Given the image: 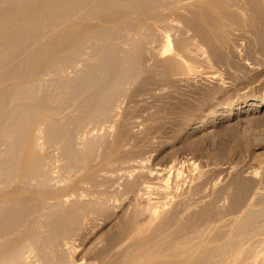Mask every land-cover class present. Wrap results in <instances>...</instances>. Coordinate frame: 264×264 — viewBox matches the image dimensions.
Segmentation results:
<instances>
[{
  "label": "rangeland",
  "instance_id": "374dc122",
  "mask_svg": "<svg viewBox=\"0 0 264 264\" xmlns=\"http://www.w3.org/2000/svg\"><path fill=\"white\" fill-rule=\"evenodd\" d=\"M118 2L107 7L108 10H100L93 17L86 18L84 13H88L92 7L95 9V4L90 2L81 16L74 20L59 19L60 24L57 22L54 30L46 28L45 33L54 35L50 38L48 35V41L45 38L47 34H44L43 39H37L36 42L46 44L42 43L45 45L39 49V55L31 64L27 59L34 52L33 42L31 47L29 44L25 47L30 53H25V49L22 52L19 50L10 54V60L13 59L14 63L6 60L15 66L25 57L28 63L25 74L29 75L24 76L19 84L18 80L2 83L0 79V93L14 86L24 89L31 82L32 87L39 85L34 89L36 92L33 88L29 89L31 85L24 91L28 88L30 92L33 91L32 95L36 93V97H31L33 101L37 99L35 104H42L40 107L34 108V102L29 101L30 93H20L22 89L19 87V91L16 90L20 101L15 98L20 104L14 99L16 107L23 105V116H27L28 111L34 108L39 120H34L37 116L33 110L30 111L33 117L29 113L27 117L16 115L20 120L15 118L19 121L24 119L26 123L30 120L25 125L32 124L30 128H33L26 126L29 128L26 131L30 130L31 134L36 131L35 135L39 132L37 136L32 134L34 137L28 132L30 142L27 140L29 144L23 150L28 156L30 149L27 148L38 137V140H34L40 145L37 152L43 159L47 157L43 168L48 172L42 171L44 176L40 175L41 179L39 175L36 178L33 174H21L26 178L23 177L22 181L20 175V184L16 182L10 188L8 186V192L5 188L0 190L8 194L0 197L1 203L7 202L4 205L0 203L3 206H0V212H3L4 206L9 207L7 211L5 207L6 212L0 214V225L4 224L0 226V231L2 233L3 226L4 229L10 226L8 228L13 232L16 230V233L8 232L4 236V229V233H0L3 239L0 237V247L6 245L3 246L4 251L0 248V255L18 249L25 239L31 235L36 237V232L42 231L48 234L45 239L49 240L45 241L43 251L51 247L46 251L47 254L51 252V257L45 251L46 255H43L51 258V261L54 258L55 264L64 261L63 258L66 262L59 264H217V235H225V241H229L233 236L228 235L226 229L232 227L238 218L235 225L243 236L246 229L251 228L255 217L264 213V0ZM127 37L131 41L133 38L138 40V46L133 41L136 42L135 50L131 48L132 42ZM104 40L114 43V46L116 44L114 48L127 40L124 41L127 44L123 45L124 55L120 50L124 48L122 44L116 49L119 51L117 53L112 49L113 44L111 47L107 42L104 46ZM116 41H120L119 44ZM166 42H170L171 52L163 55ZM100 45L106 50L110 46L109 49L113 51L108 49L104 52ZM126 46H130L127 48L130 53L126 52L129 51ZM20 52L28 58L26 55L21 58ZM127 53L132 60L125 57ZM14 54L21 59L16 60ZM124 60L128 61L124 63ZM53 65L54 70L51 69ZM2 67L0 74L7 71V68L3 71ZM40 70H44V73L41 74ZM43 74H46V78ZM56 74H63L62 78L71 81L63 82L67 83V89L75 88L72 93L64 91L65 84L61 81L64 79L58 81L59 76ZM24 78H27V83L22 85L20 82H24ZM56 81L57 85L62 86L52 88ZM113 81L116 84L122 82L123 87L113 83V95L115 89L122 92H117L116 97L110 94V100V90L106 95L103 92ZM82 82L86 85L84 88ZM85 97L89 101L93 98V102L89 103ZM105 97H108L107 103ZM8 100L7 103L14 101ZM97 102L98 106L103 105L102 108L104 103L107 104L106 109L103 108L104 111L99 107V113L95 114L103 119L99 117V122L93 117L95 123L91 124L86 119L91 116V111H95V107L90 105H96ZM10 104L8 108L14 111L15 105ZM84 106L88 108L86 113ZM88 106L93 109L90 110ZM111 106L113 110L109 108ZM8 108H5V112L11 113ZM54 108L57 110L54 111ZM97 108L96 105V111ZM109 109L111 112L107 113ZM100 110L106 114L101 115L103 113L100 114ZM24 112L28 113L25 115ZM88 113V117H84ZM82 115L84 118L81 122L86 118L87 126L81 127L87 129H83L87 134L91 130L89 136L86 133L84 137L80 136L84 133L82 131L81 134L80 127V134L73 137L70 135L73 131L69 128L76 130L75 122L80 123ZM56 119L61 125L67 121L64 126L66 130L63 126L58 129L60 124ZM44 121L49 124V128H46ZM53 121L57 124H53ZM30 122L36 124V128ZM41 124H45L44 131L52 125L60 132L55 128L54 131L50 129L51 133L58 134L53 133L52 136L50 130L43 134ZM63 130L68 131L67 134L71 132L69 135L72 138L68 137L70 140L76 137L74 142L71 140L74 145L70 144L66 133L62 135ZM74 132H78V127ZM88 137L90 139L87 141ZM9 141L11 143L12 138ZM65 142L70 144L72 151L69 144L64 146ZM22 146L18 151L20 163L27 160ZM72 152H76L75 157L81 156L80 162L77 161L78 157L75 158L76 164L79 163L75 174L68 170L70 164H75ZM7 154L6 158L10 159L12 152L10 154L8 151ZM68 160H72V163ZM43 178L48 182L51 179L50 183L46 184ZM53 204L58 207L52 209ZM48 209L55 211L51 214ZM42 223L49 225L48 231ZM220 230L231 236L230 239ZM239 239H236V243ZM237 251L238 246L234 252ZM27 255L30 260L35 257L31 253ZM47 257L44 263L54 264ZM66 257L68 260L72 257L71 261H67Z\"/></svg>",
  "mask_w": 264,
  "mask_h": 264
},
{
  "label": "bare ground",
  "instance_id": "6f19581e",
  "mask_svg": "<svg viewBox=\"0 0 264 264\" xmlns=\"http://www.w3.org/2000/svg\"><path fill=\"white\" fill-rule=\"evenodd\" d=\"M118 1H120V0H0V67H5L4 69H3V67L1 68L3 71L4 70H6V68H7V71H5L4 72V74H0L1 76H0V79H1V81H2V83H3V81L6 83V82H10L11 80H18V84H19V81H21V79H23V77L24 76H26V75H29V74H25L26 73V70L28 69V67L26 68V63H27V61H28V63H30L31 61H34V60H36L35 59V57L37 56V55H39V49H41V47L42 46H44L46 43L45 42H41V41H39V42H41V43H39V42H36V41H38L39 39L41 40V38L43 39V37H44V34H47V36L45 35V38L46 37H48V35H49V38H50V36L51 35H54V34H48L47 32L45 33L44 31H45V29L47 28V29H52L53 28V30L55 29V26H56V24L58 25V23L57 22H59V24H60V21H59V19L61 20L62 18H66V19H75V18H77V16H81L82 14H83V10H86V7H88V5H89V3L91 2V4H92V2H93V4H95L94 6H95V9H90V11L88 12V13H84V14H86V18L88 17V16H92V15H96V14H98V11H100V10H103V9H106L107 7L109 8V6L111 7V5L112 6H114V3H116L117 4V2ZM124 1V0H123ZM121 4V2H118V4ZM123 3V2H122ZM173 3V2H172ZM90 4V5H91ZM92 4V5H93ZM171 7V6H170ZM106 10H108V9H106ZM87 11H88V9H87ZM84 17V19H86L85 18V15L83 16ZM89 17V18H90ZM93 17V16H92ZM57 20V21H56ZM66 21V20H65ZM64 21V22H65ZM164 21V20H163ZM63 22V21H62ZM161 22V21H160ZM162 27V26H161ZM61 28V27H60ZM60 28H58V29H60ZM58 29H56V30H58ZM47 31V30H46ZM128 31V30H127ZM127 31H126V36H127ZM53 31H50V33H52ZM137 32V31H136ZM119 33H121V32H119ZM129 33V32H128ZM131 34H133V33H131ZM136 34V33H135ZM140 34V33H139ZM141 34H143V33H141ZM121 36H123L122 34H121ZM125 36V35H124ZM136 36H138L137 34H136ZM95 37H96V35H95ZM119 37V36H118ZM129 37V36H128ZM128 37H127V39H128ZM135 37V36H134ZM52 38V37H51ZM88 38V37H87ZM121 38V42H122V37H120ZM119 38V39H120ZM133 38V37H132ZM38 39V40H37ZM105 39V38H104ZM118 38H117V40H119ZM124 39V38H123ZM125 39H126V37H125ZM131 38H129L128 40H130ZM141 38H139V40H140ZM170 39V38H169ZM169 39H166V40H169ZM48 40H50V39H48ZM47 40V38H46V41H48ZM88 40H90V38L88 39ZM114 40V39H113ZM93 41V40H92ZM95 41V40H94ZM101 41V40H100ZM99 41V42H100ZM105 41V40H104ZM103 41V42H104ZM110 41V40H109ZM125 42L127 41V40H124ZM123 41V44L122 43H120V46H121V44H122V46L124 45L125 46V44H127V43H125ZM133 41H136L134 38L132 39V41L130 40L129 42H132V46H131V44H130V46H131V48H133L134 50H135V45H134V43H136L137 42V45L136 46H138V40L136 41V42H134L133 43ZM170 41V40H169ZM35 43L33 46H32V44L33 43ZM86 42V41H85ZM88 42V41H87ZM97 42V41H96ZM108 41H105V45H104V43H103V45L104 46H106V43H107ZM116 42H118V41H116ZM115 42V43H116ZM120 42V41H119ZM119 42H118V44H119ZM142 42V41H141ZM31 43V44H30ZM42 43H45V44H42ZM98 43V42H97ZM96 43V44H97ZM110 42H108V44H109ZM28 44H29V47H34L33 48V50H34V52H32V54H30V58L29 59H27V61H25L26 60V58L24 57V55H26V54H24V55H22L21 54V52L25 49V47H28ZM42 44V45H41ZM90 44V43H89ZM101 44V43H100ZM112 44H113V47H112ZM110 43L109 45H111V47H112V49L116 46V44H115V46H114V43ZM117 44V45H118ZM165 44V43H164ZM84 45H86V43L84 44ZM103 45H100V47H103ZM134 45V46H133ZM83 46V45H82ZM81 46V47H82ZM99 46V45H98ZM120 46L118 45L116 48H114L113 50H116V49H119L120 48ZM121 46V47H122ZM123 46V47H124ZM128 46V45H127ZM126 46V49L127 48H129V47H127ZM165 46V45H164ZM84 47V46H83ZM95 47H96V45H95ZM109 48H110V46H108ZM43 48V47H42ZM90 48V47H89ZM97 48H99V47H97ZM106 48V47H105ZM108 48V49H109ZM27 49V48H26ZM25 49V53H27V52H29V51H27ZM29 49V48H28ZM82 49V48H81ZM103 49H104V47H103ZM108 49L106 50V49H104L105 51L104 52H107L108 51ZM111 49V50H112ZM123 49H125V47L124 48H120V50H122V52H123ZM164 49V51H163V55H166L167 53H169V52H171V45H170V42H166V47L165 48H163ZM19 50H21V52H20V54L22 55H20L21 56V58H23L24 57V59L25 60H23L22 59V61H18L19 63L18 64H15V66H14V64L13 65H11V64H9L8 62H6V60L7 59H9L10 60V54H12V53H14V52H16V51H18L19 52ZM32 50V51H33ZM96 50V49H95ZM99 50V49H98ZM100 50H102V48H100ZM110 50V49H109ZM110 50V51H111ZM112 50V51H113ZM127 50H129V49H127ZM27 51V52H26ZM43 51V50H42ZM41 51V52H42ZM85 51V50H84ZM109 51V52H110ZM31 52V51H30ZM29 52V53H30ZM76 52V51H75ZM82 52V51H81ZM99 53H100V51H98ZM97 52V53H98ZM115 52H117V50L115 51ZM119 52V51H118ZM117 52V53H118ZM126 52H131L130 50L129 51H126ZM77 53V52H76ZM103 53V52H102ZM111 54L113 53V52H110ZM109 53V54H110ZM116 53V54H117ZM129 53H127L126 55L127 56H125V57H127V59L128 60H132V58L130 59V58H128V56H131V55H129ZM16 54V53H15ZM15 54H14V56H15ZM75 54V53H74ZM105 54V53H104ZM106 54H108V53H106ZM105 54V55H106ZM119 54H121V53H119ZM131 54H133V53H131ZM161 54H162V52H161ZM104 55V56H105ZM118 55V54H117ZM123 55H124V52H123ZM122 55V56H123ZM13 56V57H14ZM62 56V55H61ZM64 56V55H63ZM94 56H95V54H94ZM108 56V55H107ZM110 56V55H109ZM12 57V58H13ZM26 57H27V55H26ZM97 57V56H96ZM15 59L17 58L16 56L14 57ZM18 58L19 59H21L20 57H19V55H18ZM17 58V59H18ZM28 58V57H27ZM37 58V57H36ZM59 58V57H58ZM62 58V57H61ZM68 58V57H67ZM5 59V60H4ZM14 59V60H15ZM16 59V60H17ZM31 59V60H30ZM60 59V58H59ZM123 59H125L124 57H123ZM9 60H7V61H9ZM13 60V59H12ZM12 60H10L9 62H13ZM15 60V61H16ZM30 60V61H29ZM38 60V59H37ZM54 60V59H53ZM56 60V59H55ZM68 60H71V59H68ZM107 60H108V57H107ZM128 60H126V61H128ZM121 61H122V59L119 61L120 63H121ZM125 61V60H124ZM126 61L124 62V63H126ZM17 62V61H16ZM15 62V63H16ZM36 62V61H35ZM68 62V61H67ZM108 62V61H107ZM14 63V62H13ZM27 63V64H28ZM52 63H53V61H52ZM6 64V65H5ZM31 64V63H30ZM29 64V65H30ZM51 64V63H50ZM54 64H56V63H54ZM57 64H59V62H57ZM61 65H62V63H60ZM66 64V63H65ZM107 64V63H106ZM128 64V63H127ZM5 65V66H4ZM35 65V64H34ZM68 65H69V63H68ZM113 65V64H112ZM126 65V64H125ZM132 65V64H131ZM36 66V65H35ZM59 65H56L55 67H58ZM31 67V66H30ZM32 67H34L33 66V64H32ZM39 67V66H38ZM48 67V66H47ZM89 67V66H88ZM87 67V68H88ZM123 67H125V66H123ZM128 66H126V68H127ZM46 68V67H45ZM51 68V67H50ZM49 68V69H50ZM61 68V67H60ZM30 69V68H29ZM46 69H48V68H46ZM52 70H54V65H53V68H51ZM62 69H63V67H62ZM31 70V69H30ZM33 70H35V69H33ZM42 70V69H41ZM40 70V72H41V74H42V72L44 71H41ZM90 70V69H89ZM1 71V70H0ZM2 71V72H3ZM37 71V70H36ZM59 71H62V70H60L59 69ZM63 71H64V69H63ZM88 71V70H87ZM47 72V71H46ZM57 71H55V73H56ZM122 72V71H121ZM127 72V71H126ZM1 73V72H0ZM29 73V72H28ZM44 73V72H43ZM48 73V72H47ZM46 73V74H47ZM50 73V72H49ZM55 73H54V75H55ZM60 73H63V72H60ZM59 73V74H60ZM89 73H90V71H89ZM31 74V73H30ZM34 74V73H33ZM32 74V75H33ZM46 74H43L44 76H45V78H46ZM57 75V76H59V79H58V81H60L61 79H64V80H61L62 82L63 81H66V82H68V83H70L71 81H68L69 79H67V80H65V78H62V76L64 77V75L62 74L61 76L60 75ZM65 74V73H64ZM119 74H121V73H119ZM123 74H124V72H123ZM128 74V73H127ZM131 74V73H130ZM136 74V73H135ZM94 75V74H93ZM36 76H39V74L38 75H36ZM68 76V75H67ZM90 76H92V73H91V75ZM121 76V75H120ZM125 76V75H124ZM128 76H129V74H128ZM131 76V75H130ZM134 76V75H133ZM35 77V76H34ZM52 77V76H51ZM89 77V76H88ZM117 77H118V75H117ZM116 77V78H117ZM127 77V76H126ZM37 78V77H36ZM68 78V77H67ZM82 78H83V76H82ZM82 78H81V81H82ZM85 78V77H84ZM83 78V79H84ZM86 78H87V76H86ZM90 78V77H89ZM96 78V77H95ZM119 78V77H118ZM124 78V77H123ZM129 78V77H128ZM25 79V78H24ZM35 79V78H34ZM37 79H39V80H41V79H43V77L40 79V78H37ZM76 79V78H75ZM75 79H74V81H75ZM27 80V78L24 80V82L22 81V82H20V83H22V85H23V83H24V85L27 83V82H25ZM38 80V81H39ZM48 80V79H47ZM50 80V79H49ZM51 80H54V79H51ZM50 80V81H51ZM70 80H72V79H70ZM124 80V79H123ZM122 80V81H123ZM125 80H126V78H125ZM128 80V79H127ZM29 81V80H28ZM32 81H36V80H32ZM38 81H36V82H38ZM49 81V82H50ZM58 81H56L55 83V85L54 84H52L54 87H52V88H56L57 86H60L61 84L60 83H62V82H59V84L60 85H57L58 84ZM73 81V82H74ZM77 81H79V79L77 80ZM85 81H87V84H88V80L86 79ZM90 81V80H89ZM92 81V80H91ZM90 81V82H91ZM95 81V80H94ZM97 81V80H96ZM116 82H117V79L115 80ZM118 81H119V79H118ZM14 82V81H13ZM12 82V83H13ZM15 82H17V81H15ZM14 82V83H15ZM31 81H29V83H30ZM35 82V83H36ZM40 83H41V81H39ZM73 82H72V84H73ZM50 83H53V82H50ZM49 83V85H51ZM94 83V82H93ZM113 83H115L114 81L112 82V84L110 83V86H106V91H105V87L103 88L104 89V92H103V94L104 95H106V94H108L109 93V90H110V93H109V98L111 97L110 96V94H112L113 95V91H112V89L111 88H115V86L113 87ZM119 83V82H118ZM118 83L116 84V86L118 85ZM122 82H120L119 83V87H120V85H121V87H123L122 86V84H121ZM124 83H125V81H124ZM8 84V83H7ZM17 84V85H18ZM32 84V82L28 85V86H30ZM63 84H65L64 82H63ZM126 84V83H125ZM10 85V84H9ZM15 85V84H14ZM21 85V84H20ZM51 85V86H52ZM66 85H67V83L65 84V88H66ZM70 85V84H69ZM81 85H83V88L86 86V85H84L83 84V82L81 83ZM111 85H112V87H111ZM1 86H2V84H1ZM0 86V87H1ZM4 86V85H3ZM28 86H24V89L26 88V87H28ZM35 86V85H34ZM32 87V85L29 87V89L31 88H33L32 90L33 91H35L34 89L36 88H38V86L39 85H36L37 87ZM62 86V85H61ZM64 86V85H63ZM68 86V85H67ZM80 86V85H79ZM12 87V86H11ZM14 87H16V86H14ZM14 87H12V88H8V89H4V91H1V93H0V190L1 189H7L6 191L8 192V191H10L8 188H10V185H12L13 183H16V182H19V184H20V180H22L23 181V177H25L26 178V176H24L25 174H29V175H31V174H33V176H35L36 175V178H37V176L39 177V179H41L40 178V175H42L41 173H42V171H44V173H46L47 174V172H45V168H43L45 165H43L44 164V159H46L47 157H45L44 159H43V156L41 157V156H39V154H40V152L38 153L37 152V149L39 148V142L37 143L36 141H34L36 138H37V140H38V137H36L32 142H31V144L29 145L30 146V148H27V149H30V152H29V155L28 156H26L25 155V151L23 150V148H25L26 147V145H27V143L29 144V142H30V139L28 140V138L29 137H31V136H29L28 134L30 133L31 134V132H30V130L29 131H26V126L27 125H25V123H26V121L24 120H21V121H19L20 119H19V115L22 117L23 115H22V112H21V110L23 111H25V109H22L23 108V105L22 106H20L19 105V107H16V103H14L15 102V100H16V98L15 97H17V100H19L20 101V98L18 99V96H19V92L20 93H22V92H24V94H27V93H30L29 95H30V97L32 96H34V97H36V91L34 92L35 93V95L33 94L32 95V90H31V92L28 90V88H27V91H29V92H27L26 90V92L24 91V89H23V87L22 88H20L19 86V88H20V90L21 91H19V89H18V87H16L15 89H14ZM81 87V86H80ZM119 87H118V89H119ZM42 88V87H41ZM48 88V87H47ZM58 88V87H57ZM60 88V87H59ZM62 88V90L63 89H65L64 87H61ZM60 88V89H61ZM108 88V89H107ZM10 89H12V90H10ZM16 89H18V91L16 90ZM70 88H66V90H64V91H68ZM73 89H75V88H73ZM72 87H71V90H69V92L71 91V93H72ZM77 89V88H76ZM86 89V88H85ZM85 89H83V91L85 90ZM123 89V88H122ZM121 89V90H122ZM3 90V89H2ZM43 90V89H42ZM82 90V89H81ZM116 90V93L113 95L114 97H116L117 95V92L119 93V92H122V91H117V89H115ZM61 91V90H60ZM86 91V90H85ZM112 91V92H111ZM75 92V91H74ZM77 92H79V91H77ZM38 93V92H37ZM68 93V92H67ZM80 93V92H79ZM78 93V94H79ZM84 92H82V94H83ZM17 94V95H16ZM64 94H65V92H64ZM101 94V93H100ZM103 94H101V96L102 97H104L103 96ZM16 95V96H15ZM22 95V94H21ZM28 95V94H27ZM67 95V94H66ZM69 95H71L70 93H69ZM73 95V94H72ZM75 95V94H74ZM81 96H83V95H81ZM112 96V97H113ZM14 97V98H13ZM23 97H25L24 95H23ZM22 97V98H23ZM29 96H26V98H28ZM31 97V99L29 100V101H31L33 98ZM92 97V96H91ZM90 96H89V98H91ZM108 97H105L106 99V101L105 100H103L102 99V101H105V103H107L108 101ZM114 97H113V99H114ZM13 98V99H12ZM21 98V99H22ZM89 98H86L85 97V99H87L88 100V102L90 103V101H92V99H90V101H89ZM98 98V97H97ZM96 98V99H97ZM8 99H10L11 101L12 100H14V101H12V102H10L11 104L12 103H14L13 105H15V110L14 111H10V108H8V106H9V102L7 103V101H9ZM35 99L36 98H34V101H35ZM113 99H112V101H113ZM116 99V98H115ZM17 100H16V102H17ZM25 99H23V101H24ZM27 101H28V99H26ZM37 100V99H36ZM94 100H95V98H94ZM98 100H99V98H98ZM110 100H111V98H110ZM33 100L31 101V102H34ZM45 101V100H44ZM102 101H98L99 103L100 102H102ZM111 101V103H113ZM115 101V100H114ZM22 102V101H21ZM55 102H56V100H55ZM84 102V101H83ZM93 102V101H92ZM98 102L96 103V105H97V111H96V105H90V107L92 106V107H95V111L93 112V111H91L90 113H91V116H89L88 117V115H89V113L87 114V116H85L86 114H84V117H88L86 120H87V122H89V123H95V120H93V117L96 119H98L99 117H100V119H101V116H96L99 112H98V109H100L99 107H101L102 108V106L103 105H101L100 104V106H98ZM6 103L8 104L7 105V107L5 106L6 105ZM17 103H19V102H17ZM85 103V102H84ZM104 103V105L106 106L107 104H105ZM115 103H116V101H115ZM10 104V106H13V105H11ZM20 104V103H19ZM34 104H35V102H34ZM34 104H31V105H34ZM47 104V103H46ZM50 104V103H49ZM93 104V103H92ZM30 105V106H31ZM36 105V107H34V108H38V107H40L39 105H42V104H35ZM38 105V106H37ZM48 105V104H47ZM87 105V104H86ZM110 105H112V104H110ZM109 104H108V106H110ZM46 105H44V107H45ZM49 106V105H48ZM47 106V107H48ZM105 106L103 107L104 109H106L105 108ZM26 107V106H25ZM47 107L45 108L46 110H47ZM51 107V106H50ZM59 109L61 110V108H62V106H61V104L59 105ZM82 107V106H81ZM87 106H84V113H86V109H87V111H88V108H86ZM89 107V106H88ZM90 107H89V109H90ZM5 108H8V110L11 112V113H9V112H5ZM14 107H12V109H13ZM21 108V109H20ZM31 108H32V106H31ZM31 108H29V109H31ZM32 109L33 110V112L35 111V109ZM42 108V107H41ZM41 108H39V109H41ZM58 108V107H57ZM83 108V107H82ZM101 109V110H104V109ZM110 109L111 108H113L112 106L111 107H109ZM18 109H20V110H18ZM27 109H28V107H27ZM26 109V110H27ZM28 109V110H29ZM55 109V110H54ZM53 110L54 111H56L57 109L56 108H54ZM58 109V110H59ZM93 109V108H92ZM92 109H90V110H92ZM109 109V112L107 111L108 110V107H107V113H110L111 112V110H113V109H111L110 110ZM27 110V111H28ZM32 110H29L28 112L30 113V111L32 112ZM37 110V109H36ZM42 110H44L43 108H42ZM45 110V111H46ZM50 110H51V108H50ZM100 110V114L101 113H103V114H101V115H105L106 114V112H102ZM7 111V110H6ZM41 111V110H40ZM105 111V110H104ZM28 112H24L25 113V115L28 113ZM36 112L37 111H35L34 112V115L36 114ZM97 112V114H95ZM28 113V114H29ZM38 113H40L39 111H38ZM60 113V112H59ZM59 113H57L58 114V116H59ZM105 113V114H104ZM2 114V115H1ZM28 114H27V116H28ZM30 114H32V113H30ZM29 114V115H30ZM54 114H55V116H56V113L54 112ZM82 114H83V112H82ZM99 114V115H100ZM16 115H18V116H16ZM39 115V117H41V115L40 114H38ZM43 115V114H42ZM48 115V114H47ZM93 115H95V116H93ZM27 116H23V117H27ZM35 116H37V114L35 115ZM34 116V117H35ZM15 117H17L18 119L16 120V118ZM20 117V118H21ZM31 117H33V114H32V116ZM83 117V115H82V117L80 118V123L79 122H75L76 124H78V132H79V128L82 126V127H86L87 126V122H86V120L84 119L82 122H81V120H82V118H84ZM105 117H107V116H105ZM38 118V116L37 117H35V119L34 120H36ZM47 118V117H46ZM72 118V117H71ZM76 118V117H75ZM74 118V119H75ZM26 119V118H25ZM29 119H30V116H29ZM48 119V118H47ZM53 119V118H52ZM55 119V118H54ZM73 119V118H72ZM90 119V120H89ZM97 119H96V121H97ZM100 119H98L99 120V122H101L100 121ZM102 119H103V117H102ZM101 119V120H102ZM32 120V119H31ZM38 120H39V118H38ZM50 120V119H49ZM57 120V119H56ZM55 120V121H56ZM89 120V121H88ZM92 120V121H91ZM30 121V120H29ZM28 121V122H29ZM33 121V120H32ZM41 121V120H40ZM47 121V120H46ZM71 121V120H70ZM24 124H23V123ZM27 122V123H28ZM33 122H37V121H33ZM33 122H30V123H33ZM39 122V121H38ZM42 122V121H41ZM45 122V121H44ZM48 123L50 122V121H47ZM56 122H59V120H57ZM67 122V121H66ZM65 122V123H66ZM86 122V123H85ZM26 123V124H27ZM51 124H52V122H50ZM49 123V124H50ZM55 122L53 121V124H54ZM64 123V122H63ZM65 123H64V125H61L62 123L61 122H59L58 124H60V125H58L59 127H58V129L60 128V126H61V128L60 129H62V126H63V128L65 129ZM88 123V124H89ZM93 123V124H94ZM40 124V123H39ZM45 124H47L46 122H45ZM45 124H43V125H45ZM49 124H47V126H46V128L48 127L49 128ZM55 124H57V123H55ZM76 124L74 125V129H76L77 130V127H76ZM36 124H34L33 123V126H34V128H36V126H35ZM43 125L41 124L40 126L41 127H43ZM83 125H86V126H83ZM29 126V128H30V126H32V124L31 125H28ZM27 126V127H28ZM39 126V127H40ZM51 127H52V125H50ZM54 126V125H53ZM66 126H67V124H66ZM40 127V128H41ZM50 127V129L51 130H53V129H55L56 127L54 126V127H52L51 128ZM69 127V126H68ZM81 127V130H80V132H81V134H82V131L84 132L82 135H80V136H83L85 133H86V131H87V129H84V128H82ZM89 127V126H88ZM87 127V128H88ZM28 128V129H29ZM31 128H33V127H31ZM30 128V129H31ZM46 128H45V131H46ZM27 129V130H28ZM38 129V128H37ZM42 129V128H41ZM50 129H48L47 131H49ZM57 129V128H56ZM56 130L57 132L59 131V130ZM70 129V131H76V130H71L72 128H69ZM86 130V131H84V130ZM35 129H33L32 131H34ZM50 130V133L49 134H52V136H54L53 135V133H57V132H53V133H51L52 131ZM66 130V129H65ZM40 131V130H39ZM44 127H43V134H44ZM46 131V132H47ZM54 131V130H53ZM69 131V132H70ZM91 130H89V132H90ZM29 132V133H28ZM41 132H42V130H41ZM60 132V131H59ZM63 132H64V134H62V135H65V133L67 134V132H65L64 130H63ZM62 132V133H63ZM72 132V133H73ZM76 133V132H74V134H72L71 132V134L70 135H72L73 137H74V135L77 137L78 135L77 134H80V132L79 133ZM89 132H88V136H89ZM34 133H36V131L34 132ZM33 132H32V134L34 135V136H37L38 134H39V132H38V134L37 135H35ZM31 134V135H32ZM48 134V133H47ZM48 134V135H49ZM58 134V133H57ZM69 134H67L68 136H66L67 138L70 136ZM91 134V133H90ZM32 135V136H33ZM56 135V134H55ZM87 135H86V137H87ZM29 136V137H28ZM33 136V137H34ZM51 136V135H50ZM58 136V135H57ZM65 136H63L62 138H64ZM76 137L75 138H73V139H75L76 140ZM84 137V136H83ZM11 138H12V140L13 141H11V143H10V141L9 140H11ZM55 138H56V136H55ZM58 138H60L59 136H58ZM70 138H72L71 136H70ZM54 139V138H53ZM73 139H71L72 141H73ZM81 139V138H80ZM88 139H90L89 137L87 138V141H88ZM27 140L29 141V142H27ZM42 140V139H41ZM52 140V139H51ZM62 140V139H61ZM68 140H69V142L71 141L69 138H68ZM82 140V139H81ZM84 140V139H83ZM53 141V140H52ZM72 141L70 142V144L72 143ZM85 141V140H84ZM25 142H26V144H25ZM66 142H68V141H66ZM65 142V143H66ZM74 142V141H73ZM78 142V141H77ZM42 143V142H41ZM76 143V142H75ZM83 143V142H82ZM85 143H87V142H85ZM84 143V144H85ZM67 144H69V143H66V145H64V146H67ZM70 144L68 145V147L70 148L71 146H70ZM22 145H25L24 147L22 146ZM71 145H74V144H71ZM10 147V149L9 150H7L8 148ZM22 146V150H23V152H24V156H26L27 158V160H24V162H25V164L23 165V161L20 163V161H21V157H19V149H20V147ZM5 148V150H4V148ZM80 147H81V144H80ZM42 148V147H41ZM69 148H67L66 147V150L67 149H69ZM44 149V148H43ZM39 150H41V149H39ZM64 150H65V148H64ZM73 150V148L71 147V151ZM8 151H10V154H11V152H12V157L10 158V159H7L6 158V156L7 155H9V154H7V152ZM69 152H70V149L68 150ZM67 152V151H66ZM69 152L67 153L68 155H69ZM78 152V151H77ZM22 153V152H21ZM65 153V152H64ZM73 153V152H72ZM23 154V153H22ZM74 154V153H73ZM41 155V154H40ZM72 155V154H71ZM75 155H77L76 154V152H75V154H74V156L72 157V158H74V162H75V164H73L72 166H71V164H70V169L68 168V170H70V172L71 173H74V171L76 170V168H78V166H76V165H78V164H76L77 163V161H79L80 162V158L79 157H81V156H76L75 157ZM80 155V154H79ZM8 157V156H7ZM69 158H70V156H68ZM67 157V158H68ZM77 157L79 158V160L77 159ZM25 158V157H24ZM66 158V159H67ZM68 158V159H69ZM75 158L77 159V161L75 160ZM46 161V160H45ZM70 160H68V162H69ZM71 163H72V160L70 161ZM73 162V163H74ZM68 164V163H67ZM44 169V170H43ZM66 169H67V165H66ZM67 172H69V171H67ZM69 172V173H70ZM76 173V172H75ZM74 173V174H75ZM21 174H24L23 176L21 175ZM49 174V173H48ZM21 175V176H20ZM20 176V177H19ZM42 176H44V174L42 175ZM47 176V175H46ZM18 177H19V179L20 180H18ZM29 177V176H28ZM27 177V178H28ZM25 178H24V180H25ZM47 179H48V176L46 177ZM46 178H43L45 181H46V184H47V179ZM32 179V178H31ZM38 179V180H39ZM43 179H42V182H43ZM28 180H29V178H28ZM27 180V181H28ZM36 180V179H35ZM51 180V179H50ZM50 180H49V182H48V184L50 183ZM35 182V181H34ZM38 183V182H37ZM45 184V183H44ZM45 184V185H46ZM9 186V187H8ZM8 187V188H7ZM13 188V187H12ZM3 191V190H2ZM2 191H0L1 193V195H0V197L3 195V194H7V192H5V193H2ZM11 191H12V189H11ZM8 195V194H7ZM6 195V196H7ZM5 196V195H4ZM3 198V197H2ZM4 199V198H3ZM7 200V199H6ZM62 200V199H61ZM56 201V199L54 200V202ZM60 201V200H59ZM65 201V200H64ZM58 202V201H57ZM1 203V202H0ZM3 203V205H4V203H6L7 204V202L5 201V202H2ZM1 203V204H2ZM0 204V206L1 207H3L2 205ZM8 204H11V203H9L8 202ZM54 205V204H53ZM52 205V206H53ZM52 206H51V208H52ZM54 206H56V207H54ZM53 206V208L52 209H56L58 206L55 204ZM5 207H7V206H4V209H5ZM9 207H7L6 208V211H7V209H8ZM48 208V207H47ZM3 209V212L5 213L6 211ZM52 209H48V211L49 210H51V211H49L50 213L52 212ZM1 210V209H0ZM55 211V210H54ZM53 211V212H54ZM3 212H0V214L1 213H3ZM52 212V213H53ZM51 213V214H52ZM154 213V212H153ZM51 214H50V216H51ZM263 214V215H262ZM3 215V214H2ZM260 215H262V216H259V217H255V219H254V221H253V223H252V226H251V228L250 229H246V232H244V234H243V236H241V233H240V230H239V228H237V226L235 225V223L237 222V219H236V222L234 223V224H232V227L230 228L229 226H228V228L226 229L227 231L226 232H228L227 234L229 235H232L233 237H231V239H230V237L225 233V232H223L224 230H220L221 231V233L223 232V233H225L227 236V238L229 237V241H225V235H217V236H219L218 237V251H217V256H218V263L217 264H264V213H261ZM4 216H6V215H4ZM41 217V216H40ZM4 218V217H3ZM48 218H49V216H48ZM47 218V220H49ZM41 220V219H40ZM40 220H38V221H40ZM43 220V219H42ZM45 220H46V217H45ZM38 221H36V222H38ZM6 223V222H5ZM40 223H41V221H40ZM45 223V222H44ZM47 223H49V221L47 222ZM3 224V223H2ZM1 224V225H2ZM7 224V223H6ZM5 224V225H6ZM38 224V223H37ZM43 224V223H42ZM46 224V223H45ZM45 224H43V227L45 228L46 227V231H48L47 230V226H49V225H45ZM0 225V226H1ZM4 225V224H3ZM233 225L236 227V228H234L233 227ZM6 226H8V225H6ZM9 228H10V226H8ZM5 228L4 229V226L1 228L2 229V233H1V231H0V233L1 234H3L4 232H3V229H4V231H5V233L3 234V236L6 234V233H14L13 231H11L9 228ZM37 227H39V225L37 226ZM40 228V227H39ZM43 228V229H44ZM21 229V228H20ZM38 229V228H37ZM39 230V229H38ZM41 230V229H40ZM45 230V229H44ZM229 230V231H228ZM7 231V232H6ZM35 231H37V230H35ZM18 232H20V230L18 231ZM16 233V232H15ZM32 233V232H31ZM33 233H35L34 231H33ZM37 233V235H36V237L35 236H30L27 240L25 239L24 240V242L22 243V244H20L21 246L20 247H18V249H14V250H12V251H9V249H8V251L9 252H3L4 254H2V256L0 257V264H43L44 263V261L46 260V258L45 257H47V256H44V255H46L47 253H46V251H47V249L48 248H51V247H48L47 248V245H46V251H45V253H44V251H43V245H45L44 243H45V241H47L46 239H45V236H46V234L44 233V232H42V231H40V233H38V232H36ZM44 233V234H43ZM49 233V232H48ZM220 233V232H219ZM23 234V233H22ZM33 235H35V234H33ZM48 235V234H47ZM2 235H0V237H1ZM7 237H8V234L6 235ZM10 236V235H9ZM14 236V235H13ZM16 236V235H15ZM22 236V235H21ZM49 237H50V235H49ZM240 237H242L241 239H239ZM20 238V237H19ZM22 238V237H21ZM1 239H2V237H1ZM18 239V238H17ZM217 239V238H216ZM236 239H239L238 240V243H236ZM3 240V239H2ZM6 240V239H5ZM228 240V239H227ZM49 241V240H48ZM6 242V241H5ZM51 242V241H50ZM1 243H2V241H1ZM9 243V242H8ZM16 243V242H15ZM55 243V242H54ZM54 243L52 244V245H54ZM227 243V244H226ZM48 244V243H47ZM50 244V243H49ZM224 244H226V246L224 245ZM5 245V244H4ZM3 245V246H4ZM12 245V244H11ZM17 245H18V243H17ZM3 246H1L2 247V250H3ZM6 246V245H5ZM15 246V245H14ZM13 246V247H14ZM236 246H238V251H237V253L236 252H234V250H235V247ZM0 247V248H1ZM8 247V246H7ZM44 249H45V247H44ZM4 251V250H3ZM48 251H49V249H48ZM32 254V256H33V254L35 255V260L33 261L32 260V258H31V260H32V262L33 263H31V260L29 259V255H27V254ZM51 252H49L48 254H50ZM0 254H1V251H0ZM44 254V255H43ZM47 254V255H48ZM49 256V255H48ZM67 256H69V255H67ZM49 257H51V254H50V256ZM49 257H47V259L49 258ZM66 259H67V261H71V259H72V257H71V259L70 260H68V258L66 257ZM29 260H30V262H29ZM49 260L51 261V258H49ZM48 260V261H49ZM54 258H53V260L51 261V262H54ZM63 260L66 262V260L63 258ZM64 261H59V262H57L58 264L60 263V262H63V263H65ZM45 262H47V261H45ZM56 263V261L54 262V264ZM67 263H69V262H67ZM74 263V262H73ZM44 264H47V263H44ZM71 264H72V262H71Z\"/></svg>",
  "mask_w": 264,
  "mask_h": 264
}]
</instances>
